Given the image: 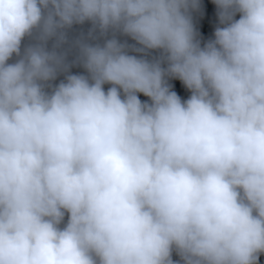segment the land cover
Wrapping results in <instances>:
<instances>
[{
  "label": "trees",
  "instance_id": "16d2710c",
  "mask_svg": "<svg viewBox=\"0 0 264 264\" xmlns=\"http://www.w3.org/2000/svg\"><path fill=\"white\" fill-rule=\"evenodd\" d=\"M0 264H264V0H0Z\"/></svg>",
  "mask_w": 264,
  "mask_h": 264
},
{
  "label": "clouds",
  "instance_id": "9594fccd",
  "mask_svg": "<svg viewBox=\"0 0 264 264\" xmlns=\"http://www.w3.org/2000/svg\"><path fill=\"white\" fill-rule=\"evenodd\" d=\"M10 41L12 42V40L10 39ZM209 146V145H208ZM210 147V146H209ZM212 148V147H211ZM83 151H85V150H83ZM113 184L115 185V186H118V187H121V188H133V185L131 184V183H129V182H119V183H117L116 181H114L113 182ZM139 219V218H138ZM137 219V220H138ZM136 221V220H135ZM160 241H161V243H162V239H160ZM161 243H160V245H161Z\"/></svg>",
  "mask_w": 264,
  "mask_h": 264
},
{
  "label": "water",
  "instance_id": "95a60500",
  "mask_svg": "<svg viewBox=\"0 0 264 264\" xmlns=\"http://www.w3.org/2000/svg\"><path fill=\"white\" fill-rule=\"evenodd\" d=\"M160 243H161V241H160ZM160 254H163V252H162V251H160Z\"/></svg>",
  "mask_w": 264,
  "mask_h": 264
}]
</instances>
